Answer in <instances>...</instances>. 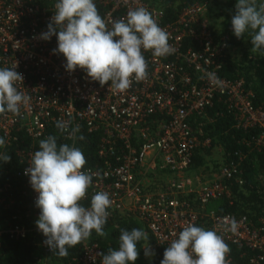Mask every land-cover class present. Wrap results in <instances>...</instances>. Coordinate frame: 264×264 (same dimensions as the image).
<instances>
[{"label":"built area","instance_id":"2783aa9c","mask_svg":"<svg viewBox=\"0 0 264 264\" xmlns=\"http://www.w3.org/2000/svg\"><path fill=\"white\" fill-rule=\"evenodd\" d=\"M94 2L106 21L124 19L129 9L145 7L167 31L168 42L175 52L157 57L144 51L147 79L133 80L128 90L118 92L110 82L101 86L91 80L79 67L75 71L66 70V58L53 52L58 47L57 37L40 38L48 30L57 0H0V68L16 64L15 70L23 75V82L16 87L30 97L27 106L21 105L19 116L10 112L0 115V138L6 145L14 143L16 129H23L32 140H41L47 128L56 126L58 120L69 121V130L83 126L90 132H99V154L104 167L84 170H91L93 183L80 203L90 207L93 194L108 192L112 201L109 216L114 212L132 214L153 236L156 246L166 249L186 224H199V209L231 195L230 181L239 184L244 181L242 174H238L240 161L247 155L242 151L235 154L239 162L223 157L220 170L212 179L187 174L197 149L212 145L203 129L194 126L197 118L205 117L217 98L223 99L227 110L232 112L235 127L247 133L244 142L248 141L247 151L251 153L261 151L264 146V109L253 104V93L244 79L224 74L230 45L226 37L215 41L206 17V3L184 5L177 20L164 24L163 9L151 0ZM209 74L218 80L213 83ZM77 133L74 138L67 133L63 135L74 146ZM22 143L17 145V153L26 164L24 184L30 192L32 208L38 213L40 209L35 203L38 193L31 187L30 176L25 174L37 150L33 146L27 148V143L19 147ZM10 199L5 208L12 205ZM3 202L4 198L0 199V204ZM206 216L211 229L227 244L259 250L251 262L264 264V219L256 226L247 215L210 211ZM233 220L237 224L235 232L224 226ZM33 225L32 231H39L36 222ZM29 231L17 224L1 227L0 246L4 235L24 239ZM149 247L155 252V246ZM81 248V264H102L98 253L104 252L98 243L85 239ZM226 260L227 264H233L229 253Z\"/></svg>","mask_w":264,"mask_h":264},{"label":"clouds","instance_id":"9594fccd","mask_svg":"<svg viewBox=\"0 0 264 264\" xmlns=\"http://www.w3.org/2000/svg\"><path fill=\"white\" fill-rule=\"evenodd\" d=\"M55 9L48 30L40 38L50 40L55 35L58 47L53 52L66 58V70L75 71L79 67L101 86L110 82L115 90L124 92L133 80L141 82L148 77L144 51H151L157 57L175 52L168 42L167 31L143 6L129 9L124 19L108 21L99 14L94 0H57ZM235 9L231 19L234 35L241 38L250 30L251 51L264 55V2L238 0ZM16 66L0 68V114L10 112L19 116L21 105L27 106L30 101L16 87L18 82H23ZM209 79L213 83L218 80L213 74H209ZM56 127L69 138L80 131L79 126L69 130L70 122L63 120H58ZM79 139L84 137L81 135ZM5 145V140L0 138V147ZM0 160L10 162L11 157L0 153ZM86 163L80 148L58 145L57 137L49 135L39 142V150L34 152L25 170L31 187L38 193L35 201L40 209L38 230L46 237L44 243L61 257L67 256L68 248L88 239L93 230L98 236L106 235L104 226L112 205L109 193L93 194L90 207L80 203L93 183L91 170H83ZM224 226L233 232L237 229L235 220ZM147 240L148 234L142 229H121L118 249L110 248L106 254L98 255L102 264H130L139 256L138 242ZM229 252V245L216 230L189 223L165 249L160 264H227ZM151 255L154 251L147 244L145 256Z\"/></svg>","mask_w":264,"mask_h":264},{"label":"trees","instance_id":"16d2710c","mask_svg":"<svg viewBox=\"0 0 264 264\" xmlns=\"http://www.w3.org/2000/svg\"><path fill=\"white\" fill-rule=\"evenodd\" d=\"M153 4L161 7L164 11V17L161 23H168L177 20L180 9L184 5H192L195 2L206 3L208 5L207 16H216L210 0H151ZM238 0H227L228 6L224 16H219L216 26L210 22V28L216 42H220L226 37V41L230 45V53L227 55L226 65H224V74L232 79H244L248 90L253 93L252 101L256 107L264 109V55L252 52L251 31L249 30L243 37L237 38L231 25L232 16L235 14V5ZM261 2L258 0V3ZM216 3H219L216 1ZM225 6V4H224ZM222 16V18H221ZM221 18V21H220ZM194 47L197 46L193 43ZM223 112V115L219 114ZM232 113V112H231ZM223 104V99L217 98L215 105L210 107L205 117L197 118L195 127H201L205 137L212 139V145L207 148H199L194 154L191 170L198 171L202 174L200 168L205 167L207 179H212L220 170V165L215 163L214 168L208 165L206 158L207 153L210 154L214 146H219L223 152V157L227 160L238 161L237 153L242 151L246 153V158L240 161L238 174H242L244 181L239 184L235 180L228 183L231 189L229 197H223L209 203L200 214V222L197 226L206 230H212L210 222L206 214L210 211L226 214L231 213L236 216L247 215L252 222L259 226L260 220L264 219V146L261 151H247V133L243 129L235 127L232 114ZM1 115V114H0ZM77 133L75 147L82 150L87 163L83 170L89 168L104 167V160L99 154L101 146V134L99 132H90L85 127L80 126ZM49 135L57 137V144H68L72 146L70 140L65 139L63 133L54 125L49 126L46 139ZM84 139H79L80 136ZM14 137H17L16 139ZM14 143L0 147V153H7L11 160L4 162L0 160V199L4 198L3 204H0V228L11 227L15 224L27 227L30 231L24 239H10L3 236L0 246V264H81L79 257L81 254V243L75 247L68 248L67 256H59L55 251L44 243L46 237L39 231L33 230V223L37 221L40 212H36L32 208L30 192L24 184V167L25 163L20 160L17 153V145L19 147L31 148L35 147L39 150V142L41 140H32L23 129H16ZM239 162V161H238ZM12 203L11 206L5 208L8 199ZM38 214V215H37ZM19 216L18 218H14ZM139 228L147 234L146 227L132 214H122L114 212L107 218L104 226L105 236H98L93 230L91 236L87 239L90 242H96L100 245L106 254L108 249H118L119 236L121 229L131 230ZM148 244L155 246L153 257L145 256V246ZM229 245V244H228ZM137 248L139 256L136 264H160L163 259L165 248L157 247L155 239L148 234L147 241L138 242ZM229 255L233 264H252L251 260L259 254V250L252 249L246 245L233 244L229 245ZM132 264V262H130Z\"/></svg>","mask_w":264,"mask_h":264},{"label":"rangeland","instance_id":"374dc122","mask_svg":"<svg viewBox=\"0 0 264 264\" xmlns=\"http://www.w3.org/2000/svg\"><path fill=\"white\" fill-rule=\"evenodd\" d=\"M216 1H218L219 3H216ZM261 2H264V0H260ZM227 0H210V5L213 7L214 9V12L216 14L215 18H214V15H209V16H206L209 23L211 22L214 26H216V21L218 22L219 21V16L218 15H223L225 14L228 6L226 4ZM225 4V6H224ZM222 18V16H221ZM221 18H220V21H221ZM215 23V24H214ZM207 160H208V165L211 166L212 168H214V165L215 163H217L218 165H220L222 162H223V152L220 150V147L219 146H214L213 149H212V152H210V154L207 153V156H206ZM207 166V165H206ZM206 166L204 167H201L200 170L202 172V175L204 178H207V174H204L205 173V168ZM199 172L198 171H193L191 170V168L188 170V175H196L198 174ZM201 212H204L203 210ZM149 257V256H148Z\"/></svg>","mask_w":264,"mask_h":264},{"label":"crops","instance_id":"0c3cea01","mask_svg":"<svg viewBox=\"0 0 264 264\" xmlns=\"http://www.w3.org/2000/svg\"><path fill=\"white\" fill-rule=\"evenodd\" d=\"M151 257H153V255H151ZM151 257H148V258H151Z\"/></svg>","mask_w":264,"mask_h":264}]
</instances>
